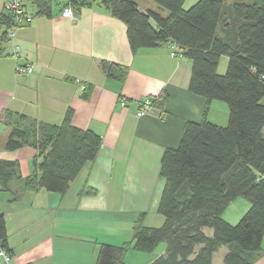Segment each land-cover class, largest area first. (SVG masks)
Wrapping results in <instances>:
<instances>
[{"label": "crops", "instance_id": "0c3cea01", "mask_svg": "<svg viewBox=\"0 0 264 264\" xmlns=\"http://www.w3.org/2000/svg\"><path fill=\"white\" fill-rule=\"evenodd\" d=\"M135 2L141 11L167 15L153 0ZM25 6L33 19L15 30L7 55L0 58V160L16 161L20 174L8 191L0 190L10 264H96L102 245L132 243L137 221L146 227L163 223L157 207L164 151L178 147L186 122L205 118L225 126L228 109L214 101L206 111V100L188 90L190 60L171 57L166 44L133 53L125 25L97 1L74 8L75 20L62 17L54 1L48 15L32 1ZM14 46L20 49L17 61L12 57ZM102 61L125 67L124 81L106 77ZM226 62V57L220 59L219 73ZM17 65H31L33 72L20 76ZM85 87H90L87 99L82 98ZM162 94L167 95L163 107L137 117L145 97ZM123 100L125 106L120 105ZM69 109L74 127L101 137L95 161L82 169L63 196L27 188L23 179L32 172L36 152L30 147L4 149L12 123L21 128L30 123L59 125ZM248 208L249 203L238 198L222 217L236 224ZM165 248L164 243L149 253L130 248L123 262L152 264ZM227 251L221 247L212 264H223ZM253 264H264V239Z\"/></svg>", "mask_w": 264, "mask_h": 264}, {"label": "trees", "instance_id": "16d2710c", "mask_svg": "<svg viewBox=\"0 0 264 264\" xmlns=\"http://www.w3.org/2000/svg\"><path fill=\"white\" fill-rule=\"evenodd\" d=\"M120 20L133 53L175 42L182 57L191 62L188 90L228 109L225 126L205 118L186 122L177 148L166 149L160 162L163 189L157 212L163 223L146 227L141 220L133 227L132 243L102 245L96 264H125L128 249L149 253L160 243L163 255L152 264H212L221 248L228 251L223 264H253L262 253L264 239V0H197L184 9L185 0H153L157 11H141L135 0H91ZM40 12L49 14L51 1L35 0ZM13 19L0 12V58L6 56ZM222 57L225 70L219 73ZM106 77L122 83L126 68L102 61ZM85 87L83 99L89 96ZM167 95L152 98L163 107ZM19 118L24 120V116ZM4 149L32 148V172L24 186L63 196L82 169L95 161L101 137L72 125V110L59 125L12 123ZM19 179L16 161L0 160V190L8 191ZM241 198L249 208L236 224L222 215ZM6 221L0 213V246L7 247ZM212 234L207 236L204 229Z\"/></svg>", "mask_w": 264, "mask_h": 264}, {"label": "built area", "instance_id": "2783aa9c", "mask_svg": "<svg viewBox=\"0 0 264 264\" xmlns=\"http://www.w3.org/2000/svg\"><path fill=\"white\" fill-rule=\"evenodd\" d=\"M27 1H35V0H3V10L5 13L11 15L13 22L10 29V39H12L15 35V30L18 27L29 25L33 19L31 13L26 10L25 2ZM42 1H54L61 7V16L68 17L71 20H75L76 16L74 13L73 6L79 3L89 2L91 0H42ZM167 47L169 50V54L171 57H182L180 48L175 42H168ZM12 57L17 61L20 57V49L18 46H14ZM16 73L20 76H24L26 74L33 72V67L31 65H17ZM121 106H125V101H121ZM154 109V105L152 103V98L145 97L140 105L139 109L136 113L137 117H142L144 115H150L152 110ZM0 257L2 258V264H10L11 255L1 248L0 246Z\"/></svg>", "mask_w": 264, "mask_h": 264}, {"label": "rangeland", "instance_id": "374dc122", "mask_svg": "<svg viewBox=\"0 0 264 264\" xmlns=\"http://www.w3.org/2000/svg\"><path fill=\"white\" fill-rule=\"evenodd\" d=\"M196 1H197V0H185L183 8H184V9L189 8V7H190L191 5H193ZM245 1H248V0H245ZM164 12H166V11L164 10ZM166 13H167V12H166ZM164 16H165V15H164ZM7 46H9V45H7ZM204 232H205V234H206L207 236H210V235L212 234V230L209 229V228L204 229Z\"/></svg>", "mask_w": 264, "mask_h": 264}]
</instances>
